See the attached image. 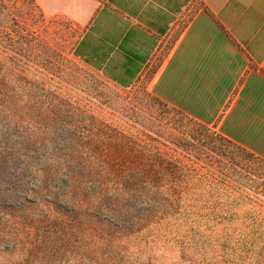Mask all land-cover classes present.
Here are the masks:
<instances>
[{"label":"rangeland","instance_id":"obj_1","mask_svg":"<svg viewBox=\"0 0 264 264\" xmlns=\"http://www.w3.org/2000/svg\"><path fill=\"white\" fill-rule=\"evenodd\" d=\"M5 1L0 20V264H199L203 254L194 246L170 249L168 224L155 231L154 239L139 236L129 242L125 227L130 224L106 214L110 200L119 198V189L113 195L110 188L121 179L112 173L123 162L150 166L143 155L135 157L139 153L131 141L167 153L174 149L210 168L213 161L204 157L200 143L187 150L176 144L199 128L157 99L146 79L121 89L78 61L72 49L79 30L71 22L45 17L32 0ZM252 189L251 197L264 192ZM145 208L156 213L148 203L133 209L134 215ZM205 249L209 257L213 249Z\"/></svg>","mask_w":264,"mask_h":264},{"label":"crops","instance_id":"obj_2","mask_svg":"<svg viewBox=\"0 0 264 264\" xmlns=\"http://www.w3.org/2000/svg\"><path fill=\"white\" fill-rule=\"evenodd\" d=\"M79 30L72 53L264 159V0H32Z\"/></svg>","mask_w":264,"mask_h":264},{"label":"trees","instance_id":"obj_3","mask_svg":"<svg viewBox=\"0 0 264 264\" xmlns=\"http://www.w3.org/2000/svg\"><path fill=\"white\" fill-rule=\"evenodd\" d=\"M5 11L6 1L0 0V20ZM183 114L199 132L187 133L176 144L187 150L190 144L200 143L206 149L204 157L213 161L210 168L174 149L167 153L158 146L148 149L143 142L131 141L139 153L135 157L143 155L150 166L140 168L123 162L119 172L112 173L116 180L121 179L110 188L113 195L119 189V198L110 200L106 214L121 224H130L125 227L129 242L139 236L154 239L155 231L168 224L170 249L194 246L203 254L199 264H264V192L256 191L260 195L255 197L248 192L264 188V159L221 135L215 126ZM210 128L216 131L210 132ZM141 195H149L150 200L142 201ZM122 203L128 209L126 214ZM148 203L155 214L145 208L134 215L133 209ZM164 207L167 211H161ZM129 215L131 219H123ZM210 246L213 253L207 257L205 248Z\"/></svg>","mask_w":264,"mask_h":264}]
</instances>
